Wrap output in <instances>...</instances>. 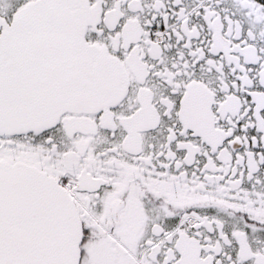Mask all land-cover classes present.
I'll use <instances>...</instances> for the list:
<instances>
[{"label":"snow or ice","instance_id":"obj_1","mask_svg":"<svg viewBox=\"0 0 264 264\" xmlns=\"http://www.w3.org/2000/svg\"><path fill=\"white\" fill-rule=\"evenodd\" d=\"M0 264H264V0H0Z\"/></svg>","mask_w":264,"mask_h":264}]
</instances>
